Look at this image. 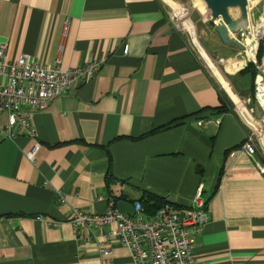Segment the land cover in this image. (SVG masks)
<instances>
[{
  "label": "crops",
  "instance_id": "0c3cea01",
  "mask_svg": "<svg viewBox=\"0 0 264 264\" xmlns=\"http://www.w3.org/2000/svg\"><path fill=\"white\" fill-rule=\"evenodd\" d=\"M4 44L8 61L27 55L40 66L97 63L99 70L33 114L35 139L0 136V264H102L107 229L78 236L73 209L104 214L147 193L184 209L201 185L208 222L194 243L195 262L264 264V174L255 166L264 165V138L255 141V158L244 152L253 132L161 0H0ZM238 52L225 69L230 78L249 62ZM240 81L235 92L260 120L249 80ZM220 95L231 112L194 116L218 107ZM7 117L0 115V130ZM37 142L33 164L26 153ZM110 250L111 264L133 263L120 244Z\"/></svg>",
  "mask_w": 264,
  "mask_h": 264
},
{
  "label": "built area",
  "instance_id": "2783aa9c",
  "mask_svg": "<svg viewBox=\"0 0 264 264\" xmlns=\"http://www.w3.org/2000/svg\"><path fill=\"white\" fill-rule=\"evenodd\" d=\"M166 7L169 21L174 28L190 41L192 36L188 24L195 26L190 20V7L180 0H161ZM85 18L93 14H83ZM7 46H0V115L8 116V123L0 130V136L14 139L20 134H26L30 139L37 137L36 130L31 125L35 113L44 112L56 98L68 94L96 77L99 64L92 63L80 69L64 71L58 64L53 67L40 66L32 62L27 55H21L16 61H8ZM128 46L124 47V55H128ZM257 55V54H256ZM254 59H248L255 64L258 73L255 78V102L262 110L260 120L250 115L243 118L253 132L245 139L243 150L249 157L255 158L256 143L264 138L262 122L264 121V69ZM215 124H218L215 122ZM259 128V132H257ZM41 144L36 143L27 152L28 160L34 164L37 161ZM255 166L264 174V165L258 160ZM204 185H201L190 206L177 209L167 205L160 208L158 213L148 218L145 216L140 202L135 204L136 216L129 217L120 213L114 206L104 214H85L80 209L72 211L70 223L78 236L84 230L92 234L99 229H107L104 234L106 246L100 249L102 264H111L110 245L118 243L131 252L132 264H197L193 259L194 243L202 228L207 224V201L203 197ZM62 202L61 195L57 203ZM38 220L44 219L38 217ZM85 238V243H91Z\"/></svg>",
  "mask_w": 264,
  "mask_h": 264
},
{
  "label": "water",
  "instance_id": "95a60500",
  "mask_svg": "<svg viewBox=\"0 0 264 264\" xmlns=\"http://www.w3.org/2000/svg\"><path fill=\"white\" fill-rule=\"evenodd\" d=\"M256 1L258 0H203L208 9V22L224 45L236 46L241 53H246L247 45L238 40V37H251L254 28H257L255 27L257 18L264 24V4L261 14L258 15ZM233 10L238 12L237 17L233 16ZM261 39L257 42L258 46ZM117 210L131 218L137 213L135 206L126 202L118 203Z\"/></svg>",
  "mask_w": 264,
  "mask_h": 264
},
{
  "label": "rangeland",
  "instance_id": "374dc122",
  "mask_svg": "<svg viewBox=\"0 0 264 264\" xmlns=\"http://www.w3.org/2000/svg\"><path fill=\"white\" fill-rule=\"evenodd\" d=\"M180 1L185 5H187L188 7H190L191 10L190 20L195 26V35H197V38L200 44L202 45V47L206 49L209 56L218 64L220 71L224 73V76L228 82L230 80L229 83H231L232 87H234V85L237 87V89L242 87L243 83L240 81V77L230 78L231 76L227 75V71L225 70L227 68V64L229 63L230 57L233 58L237 53H239L237 47L233 45H224L222 43L219 35L215 32L214 28L211 27V25L208 22L209 19L208 9H206V5L203 2V0H180ZM263 4H264V0L256 1L258 14ZM232 14L234 17L238 16L236 10H233ZM255 22H256L255 27H258L259 25L262 24V22L258 18L257 21ZM248 39H251V37L250 36L238 37V40L240 41L242 40L245 43V45ZM259 47L260 45L258 46L256 54L258 53ZM247 49L248 46L246 48V53H247ZM246 53L242 52L244 58H246ZM246 61H248V59Z\"/></svg>",
  "mask_w": 264,
  "mask_h": 264
},
{
  "label": "trees",
  "instance_id": "16d2710c",
  "mask_svg": "<svg viewBox=\"0 0 264 264\" xmlns=\"http://www.w3.org/2000/svg\"><path fill=\"white\" fill-rule=\"evenodd\" d=\"M259 45H260V47H259V50H258L256 57H257L258 63L261 64V62H262L261 56L263 55L264 44L261 41L259 43ZM257 73H258V70L256 69L255 64H253L252 62H248L244 67H242L241 71L238 74L240 77H245L249 80V82L251 84L250 100L253 104L254 103L256 104L254 89H255V78H256ZM229 105L230 104L228 103V100H226L222 95H220V103H219L218 107L206 108L205 110H203L202 112H200L199 114H196L194 116L195 117L198 116L202 119L210 118L212 116L218 117L219 114L229 113L232 111V109L230 108ZM206 112L209 114L208 115L206 114V116H205L204 114ZM184 120L185 119L172 121L167 126L157 128V130L150 132L147 136L155 135L158 132L170 130V128L180 125L182 123V121H184ZM140 203L142 204V208H143L142 210H143L145 216L147 217V219L154 217L158 213L160 208L169 205V202L165 198H161V197L159 198V197H157L153 194H150V193H147L142 198Z\"/></svg>",
  "mask_w": 264,
  "mask_h": 264
},
{
  "label": "bare ground",
  "instance_id": "6f19581e",
  "mask_svg": "<svg viewBox=\"0 0 264 264\" xmlns=\"http://www.w3.org/2000/svg\"><path fill=\"white\" fill-rule=\"evenodd\" d=\"M188 27L191 31L190 35L192 36L191 40L194 44V47H196L199 51V54L201 55L202 59L205 60L207 63L208 67L215 73L216 78H218L219 83L222 84V87L229 96V98L233 101V103L236 105V107L239 110L240 115L243 118L249 117V111L245 107L244 102L241 100L240 96L237 95L235 90L233 89L231 83L227 81L225 76L223 75L222 71H220L218 64L209 56L208 52L202 45L200 44L197 35H193V26L188 24ZM253 35L251 36V39H248L246 42V45L248 46L246 57L248 59L253 60L254 56L256 55L257 52V42L258 40L264 35V24L259 25L257 28H254ZM257 132H259V128H257Z\"/></svg>",
  "mask_w": 264,
  "mask_h": 264
}]
</instances>
